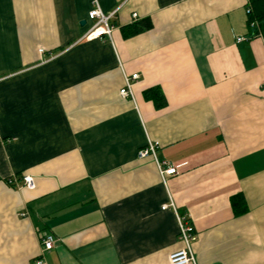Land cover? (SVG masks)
I'll return each instance as SVG.
<instances>
[{
	"label": "crops",
	"instance_id": "1",
	"mask_svg": "<svg viewBox=\"0 0 264 264\" xmlns=\"http://www.w3.org/2000/svg\"><path fill=\"white\" fill-rule=\"evenodd\" d=\"M96 7L115 12L113 32L88 41ZM248 11L0 0V264H169L179 218L196 264H264V38ZM150 143L177 175L139 158ZM44 234L55 245L42 254Z\"/></svg>",
	"mask_w": 264,
	"mask_h": 264
},
{
	"label": "built area",
	"instance_id": "2",
	"mask_svg": "<svg viewBox=\"0 0 264 264\" xmlns=\"http://www.w3.org/2000/svg\"><path fill=\"white\" fill-rule=\"evenodd\" d=\"M114 17L115 12L111 14H105L98 7L91 10V12L89 13V20L91 21V25L83 35V39L90 41L96 39L111 38L113 32L111 20ZM136 18L137 15H134V19ZM242 40L243 39H238V41ZM40 53H43V50H40ZM137 79V74H133L130 78H126V86L120 91V95L122 98H130L133 96L131 91V84ZM156 149L157 145L150 143L146 148L140 150L139 158L144 159L153 157L156 160L157 166L163 178L177 175V166L169 165L166 162H159L156 159ZM23 181L27 188L33 189L35 187L32 178L25 176L23 177ZM166 208L167 206H164V209ZM179 225L180 239L184 243V248L169 257V264H196V260L192 251V244L197 240L195 230L193 226L185 222V220L182 218H179ZM39 239L42 246V254L51 251L54 248L55 238L53 235L44 234ZM38 263L41 264L42 262L39 261Z\"/></svg>",
	"mask_w": 264,
	"mask_h": 264
},
{
	"label": "trees",
	"instance_id": "3",
	"mask_svg": "<svg viewBox=\"0 0 264 264\" xmlns=\"http://www.w3.org/2000/svg\"><path fill=\"white\" fill-rule=\"evenodd\" d=\"M249 25L257 23L260 29V33L264 38V0H249ZM151 22L149 19L145 20L144 28H150ZM139 29L135 30L138 32ZM144 97L147 100L153 101L156 107L162 108L166 105V100L162 91L159 88H152L144 92ZM239 200L243 203L242 196H237L233 199V203L240 206ZM246 210L244 205L243 211Z\"/></svg>",
	"mask_w": 264,
	"mask_h": 264
}]
</instances>
